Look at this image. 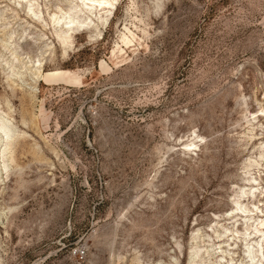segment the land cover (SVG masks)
<instances>
[{
    "label": "rangeland",
    "instance_id": "374dc122",
    "mask_svg": "<svg viewBox=\"0 0 264 264\" xmlns=\"http://www.w3.org/2000/svg\"><path fill=\"white\" fill-rule=\"evenodd\" d=\"M87 2L0 0V264H264V0Z\"/></svg>",
    "mask_w": 264,
    "mask_h": 264
},
{
    "label": "bare ground",
    "instance_id": "6f19581e",
    "mask_svg": "<svg viewBox=\"0 0 264 264\" xmlns=\"http://www.w3.org/2000/svg\"><path fill=\"white\" fill-rule=\"evenodd\" d=\"M88 1L87 4L90 6H87V19H81V17L78 15L79 12L70 14V12L65 14L63 17L58 18L54 23L56 25H61V33H67L69 35H76L79 33H89L91 30V26L88 24L89 18H97L100 24L105 27L108 22V17L100 14L102 12H105L107 10L110 11V8L113 6V0H86ZM84 2V1H83ZM73 10V9H72ZM71 10V11H72ZM75 12V11H74ZM107 13V12H106ZM67 15H71L70 17H67ZM86 17V16H85ZM98 29V28H97ZM113 58L116 61V64L122 63V56L117 53L116 51L113 52ZM10 62H8V65ZM10 66V65H9ZM102 66H104L108 70V66L103 63ZM38 69H42V64L40 63L39 66H37ZM37 70V69H36ZM15 74V73H14ZM39 79H43L47 82L50 80H60L65 81L68 83H73L76 85H83V79L77 76L75 73H72L70 71H51V72H38ZM10 123L8 120L0 114V137L3 138L4 135L9 133L12 129H10ZM192 145H187L186 147L190 149Z\"/></svg>",
    "mask_w": 264,
    "mask_h": 264
},
{
    "label": "built area",
    "instance_id": "2783aa9c",
    "mask_svg": "<svg viewBox=\"0 0 264 264\" xmlns=\"http://www.w3.org/2000/svg\"><path fill=\"white\" fill-rule=\"evenodd\" d=\"M86 251L84 249H78L77 250V255L80 257H84L85 256Z\"/></svg>",
    "mask_w": 264,
    "mask_h": 264
}]
</instances>
